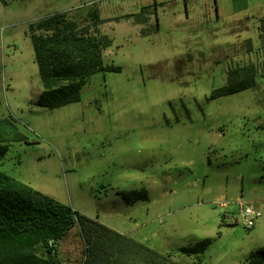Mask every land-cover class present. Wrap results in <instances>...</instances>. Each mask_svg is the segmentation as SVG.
<instances>
[{"label": "rangeland", "instance_id": "obj_1", "mask_svg": "<svg viewBox=\"0 0 264 264\" xmlns=\"http://www.w3.org/2000/svg\"><path fill=\"white\" fill-rule=\"evenodd\" d=\"M147 6L140 26L130 16ZM89 7L113 41L104 65L121 71L92 76L79 102L40 107L29 25ZM262 19L264 0H0V121L24 137L5 143L0 170L179 264H248L264 248ZM249 64L253 88L209 100ZM141 189L149 201L120 195ZM242 200L263 212L253 229ZM207 238L200 260L182 252ZM59 255L83 264L78 227Z\"/></svg>", "mask_w": 264, "mask_h": 264}, {"label": "trees", "instance_id": "obj_2", "mask_svg": "<svg viewBox=\"0 0 264 264\" xmlns=\"http://www.w3.org/2000/svg\"><path fill=\"white\" fill-rule=\"evenodd\" d=\"M86 16L72 11L54 14L29 25V35L38 66L42 92L38 105L49 110L80 101L81 90L92 76L101 72L121 71L104 65V53L112 47V39L102 34L99 12L89 7ZM152 7L131 15L136 24L145 26ZM148 29H142V34ZM264 38V19L261 20ZM258 75L254 64L232 68L227 82L215 89L209 100L251 89ZM15 127L0 121V161L8 152L5 143L23 140ZM128 204L149 201L146 189L120 193ZM223 216V225H236ZM78 227L85 242L83 264H179L158 252L121 235L31 186L0 170V264H63L59 246ZM214 240L204 239L194 246L182 248L186 256L202 254ZM248 264H264V248L253 251Z\"/></svg>", "mask_w": 264, "mask_h": 264}, {"label": "built area", "instance_id": "obj_3", "mask_svg": "<svg viewBox=\"0 0 264 264\" xmlns=\"http://www.w3.org/2000/svg\"><path fill=\"white\" fill-rule=\"evenodd\" d=\"M231 204L221 203L219 206L228 208ZM237 215L242 219L243 225L248 229H253L256 223L263 217L262 210L253 201H239ZM229 215H232L231 213ZM238 221V220H237ZM236 221V222H237Z\"/></svg>", "mask_w": 264, "mask_h": 264}]
</instances>
